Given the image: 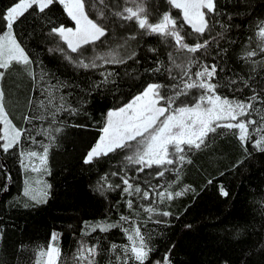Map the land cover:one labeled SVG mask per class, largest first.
Segmentation results:
<instances>
[{
	"label": "trees",
	"instance_id": "trees-1",
	"mask_svg": "<svg viewBox=\"0 0 264 264\" xmlns=\"http://www.w3.org/2000/svg\"><path fill=\"white\" fill-rule=\"evenodd\" d=\"M16 2L0 0V17ZM138 4L149 22L169 12L185 43L194 46L208 40L207 48L186 54L171 39L142 35L134 22L113 15L125 6L123 0H85L90 18L105 26L108 34L83 46V57L116 49L125 62L97 61V68L82 69L66 59L76 60L79 54L52 32L60 25L75 27L58 0L43 13L34 6L14 22L15 37L33 63L13 62L2 69L4 105L22 136L7 153L0 150V264H45L46 257L39 252L50 246L60 250L57 264H82L77 258L82 245L97 247L96 264H123L122 249L113 253L110 246L128 244L124 229L134 226L150 237L153 250L145 264H163L165 254L171 264H264V151L253 146L264 135V38L259 35L264 0H216L218 16L213 18L219 23L202 36L184 24L181 11L167 0H138ZM5 30L6 22L0 18V34ZM133 35L136 39H129ZM132 52L135 56L128 59ZM250 52L256 55L249 56ZM188 56L198 62L190 69L192 79L200 66L216 65L212 83H217L216 93L222 98L248 103L249 97L257 96L251 115L239 118L256 121L248 128L251 140L242 142L236 129L218 128L199 149L185 146V161L168 166L163 177L156 175L158 166L138 172L139 165L129 164L125 158L134 147L85 163L102 135L107 112L129 103L150 83L164 85L161 95H171L172 84L182 87V78L188 79L176 67L185 65ZM157 67L160 71H152ZM108 73L112 75L105 80L102 74ZM200 94L192 89L174 107L181 101L191 105ZM61 103L64 109L57 111ZM69 106L77 111H67ZM253 128L260 129L259 134L252 133ZM48 145L45 165L22 155L30 151L42 155ZM124 177L133 185L131 195L123 191ZM26 187L31 189L28 195ZM45 190L46 200L31 198ZM144 191L149 198L143 197ZM177 192L182 195L175 196ZM107 225L117 226L101 231Z\"/></svg>",
	"mask_w": 264,
	"mask_h": 264
},
{
	"label": "snow or ice",
	"instance_id": "snow-or-ice-1",
	"mask_svg": "<svg viewBox=\"0 0 264 264\" xmlns=\"http://www.w3.org/2000/svg\"><path fill=\"white\" fill-rule=\"evenodd\" d=\"M58 2L64 7L67 16L75 22L74 28L60 25L52 29V32L59 35L71 52L79 54L76 60H73L70 56H67L66 59L82 69L97 68V61H101L105 65L123 64L125 62V58L120 56L116 49L99 53L91 58L83 57L81 52L83 46L100 41L102 37L108 34V30L101 23H97L96 20L90 18L85 8V0H58ZM102 2L103 0H101ZM53 3L54 0H18L12 7L7 9L3 17H0L6 22V30L3 34H0V69L8 68L13 62L25 66L33 63L28 53L16 39L13 24L34 6L39 12L43 13ZM123 3L125 6L120 11L114 12L113 15L122 21L134 22L137 28L141 30L142 35H156L163 40L171 39L177 50H183L186 54H194L207 48L208 40H205L203 44L197 42L194 46L185 43V36L181 35L176 19L169 12L158 14L155 18L156 22H149L147 14L142 15L145 10L139 7L138 0H123ZM167 3L175 9H179L184 24L190 26L194 33L201 36L206 32L211 34L215 25L219 23L218 19L213 18L218 16L216 0H167ZM128 5H136V7ZM97 15L99 18H103L102 12H98ZM221 26L223 27V25ZM259 35L264 38V27L260 28ZM129 39L135 40L136 36L133 35ZM149 50L155 51V49ZM248 55L253 56L256 53L250 52ZM133 56H135V52H132L128 59ZM168 59L173 60L170 53ZM197 64L198 62L195 59L188 56L185 65H176V67L183 69V75L188 79L183 80L182 78V87L172 84L171 95H161V89L165 87L164 85L150 83L131 102L118 109L109 110L105 126L102 128L103 134L95 146L90 149L84 162L91 163L94 158L106 156L117 149L134 147L133 154L125 158L129 164L139 165L138 172H143L145 168H151L154 165L158 166L161 170L156 175L163 177L165 172L169 171L168 166L174 163L182 164L185 161V155L183 154L185 146L189 150L192 148L199 149L205 144L209 134L215 133L218 128L236 129L242 142L251 140L248 128L249 125H255L256 121L253 119L245 121L239 118L251 115V102L257 100V96L254 94L249 97L248 103L229 100L226 97L222 98L216 93L217 83H212L217 71L216 65L200 66V70L195 72L196 79H192L190 69ZM152 71L158 72L160 68H154ZM3 75L4 73L0 71V78ZM102 75H105V80H107L108 76L112 74ZM41 79H43V74ZM192 89H197L201 93L194 102L188 105L181 101L179 106L174 107L180 97H187ZM63 99L61 97L62 101ZM62 109H64L63 103L57 108V111ZM66 110L73 114L77 111V109L70 106ZM34 118L42 119L43 117ZM25 119L28 120L29 117H25ZM0 123L3 124V130L0 132V150L7 153L17 146L22 131L16 128L8 119L2 88H0ZM259 132L260 129H252V133L259 134ZM49 138L53 139L51 136ZM253 146L257 150L264 151V135L256 139ZM49 147L51 145L43 148L42 155L35 151L22 153V155L29 160L36 158L41 165H45ZM173 157H175V160ZM129 179L128 177L122 178V183L125 185L123 191L131 195L133 185L129 182ZM47 187L50 188V186ZM107 187L112 188V185L108 184ZM116 187H120V185H116ZM134 191L140 193L141 189L136 187ZM221 191L223 195H228L223 189ZM24 192L25 195H28L31 189L26 187ZM47 194L45 190L39 193V196L33 194L31 198L33 200H46ZM142 195L145 199L149 198V192L147 191H144ZM159 195L163 197L165 193L162 192ZM180 195L182 193H175V196ZM167 198L172 199L173 193L168 192ZM128 206H132L131 200L128 201ZM148 211L152 212L153 209L149 208ZM162 215L170 216L171 213L164 212ZM126 219L121 217V220ZM116 226L107 225L102 227L101 231H108L111 227ZM124 232L127 234L129 243L124 245L112 244L110 250L115 253L118 248L122 249L123 264H128L129 260L133 261L134 264H145L153 250L150 246V237L142 234L140 226H134L131 229L125 228ZM52 239L53 241L56 240V234H53ZM98 254L95 245L90 247L82 245L77 258L82 264L85 261L86 264H96L95 257ZM39 256L46 257L45 264H57L60 250L57 247L50 246L47 251H40ZM120 259V256L116 257L117 262ZM155 264H161V261H156ZM163 264H171L169 254H165Z\"/></svg>",
	"mask_w": 264,
	"mask_h": 264
},
{
	"label": "rangeland",
	"instance_id": "rangeland-1",
	"mask_svg": "<svg viewBox=\"0 0 264 264\" xmlns=\"http://www.w3.org/2000/svg\"><path fill=\"white\" fill-rule=\"evenodd\" d=\"M134 8L136 7V6H133ZM139 7L140 8H142L143 9V7H142V5H140L139 4ZM142 15H144V13H142ZM0 71H2V69H0ZM3 72V71H2ZM2 79H3V77L2 78H0V88H2V90H3V85H2ZM4 92V91H3ZM131 102V101H130ZM5 106V105H4ZM123 107V106H122ZM118 109V108H117ZM5 111H6V108H5ZM7 112V111H6ZM8 114V113H7ZM8 119L12 122V124H14L13 123V121L11 120V118H10V116L8 115ZM15 125V124H14ZM17 128V127H16ZM2 130H3V124H2ZM103 134V133H102Z\"/></svg>",
	"mask_w": 264,
	"mask_h": 264
}]
</instances>
